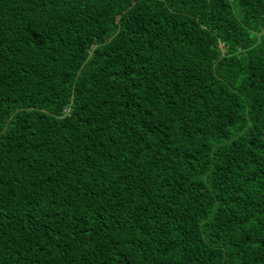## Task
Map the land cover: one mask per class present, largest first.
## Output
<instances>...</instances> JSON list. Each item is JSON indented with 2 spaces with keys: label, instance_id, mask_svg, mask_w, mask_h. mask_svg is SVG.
<instances>
[{
  "label": "trees",
  "instance_id": "1",
  "mask_svg": "<svg viewBox=\"0 0 264 264\" xmlns=\"http://www.w3.org/2000/svg\"><path fill=\"white\" fill-rule=\"evenodd\" d=\"M0 264H264V0H0Z\"/></svg>",
  "mask_w": 264,
  "mask_h": 264
}]
</instances>
